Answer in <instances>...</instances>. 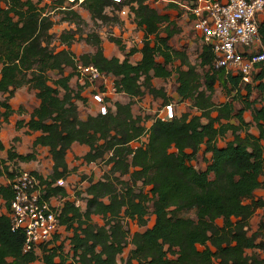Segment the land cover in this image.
<instances>
[{
  "label": "trees",
  "instance_id": "trees-1",
  "mask_svg": "<svg viewBox=\"0 0 264 264\" xmlns=\"http://www.w3.org/2000/svg\"><path fill=\"white\" fill-rule=\"evenodd\" d=\"M221 1V0H219ZM42 0H0V94H9L0 100V132L15 111L10 98L21 88L36 92L39 107L31 115L27 127L40 132L34 147H48L53 157L54 173L48 185V197L66 196L62 187L51 188L67 173L66 155L74 143L86 145L90 152L84 157L88 164L102 160L111 165L105 180L90 181L86 211L67 202L60 214V223L72 232L70 251L64 252L63 244L55 236L54 246L43 245V264H117L128 243L133 246L127 264H264L258 254L247 252L259 246L260 232L248 234L250 220L256 211L264 208V200L256 199L255 192L264 189V106L252 109L255 101L250 98L254 89L264 102V71L255 80L257 86L243 82L241 75L234 76L224 70H215L211 47L205 46L199 68L191 65L183 53L174 51L168 44L173 33L162 26L168 17L146 4V0H84L82 7L94 22H120L116 12L130 6L135 23L145 34L141 50L142 60L132 64L124 60L107 58L99 34L83 38L94 53L77 57L72 46L76 40L73 31L63 32L57 40L51 32L56 22L46 13ZM65 0L53 3L61 8L64 21L84 23L83 17ZM137 3V8L131 4ZM113 10L110 16L107 11ZM167 32V37L161 33ZM264 43V26L260 30ZM121 51V41L110 38ZM54 41L63 49L55 50ZM136 50H132L129 56ZM161 58L162 62L157 59ZM182 59L183 70L177 68L178 103H189L198 114L184 113L173 120L157 119L146 130L144 120L132 112L135 99L148 92L165 104L172 101L164 89L153 86L154 78L167 80L173 71L167 66ZM79 64L95 66L100 72L114 77L116 93L127 95L131 102L117 103L116 111L106 115L79 118L74 95L69 86L70 78L64 76L65 68L75 70ZM207 69V71H206ZM60 77L52 79L49 74ZM76 75V74H75ZM254 80V82H255ZM220 83L228 102L216 105L213 101L215 85ZM245 94H244V93ZM244 105L235 113V103ZM252 110L253 122L259 137L249 133L250 124L243 120V113ZM22 112V111H20ZM217 113L216 117L212 114ZM236 119L239 125L233 123ZM147 131V132H146ZM231 132L234 140L226 147L218 141ZM239 132H245L241 137ZM148 133V142L137 149L131 143ZM206 147L212 157L206 171H198L193 160ZM15 155L10 153V158ZM22 158V157H21ZM30 160L31 157L22 158ZM128 176V180L124 177ZM141 187H138V184ZM149 188V192H146ZM150 193V196H149ZM0 198L10 201V188L0 189ZM152 206L155 225L131 237L125 220L135 222L140 228L148 226ZM192 213L194 218L187 214ZM100 216L104 225L93 223L92 217ZM222 221V225L218 221ZM25 236L13 233L8 216L0 218V264H33L36 253H24Z\"/></svg>",
  "mask_w": 264,
  "mask_h": 264
},
{
  "label": "crops",
  "instance_id": "crops-1",
  "mask_svg": "<svg viewBox=\"0 0 264 264\" xmlns=\"http://www.w3.org/2000/svg\"><path fill=\"white\" fill-rule=\"evenodd\" d=\"M82 1V0H80ZM209 1H219V0H209ZM225 0H221L219 2H224ZM83 2V1H82ZM146 4H148L150 7L155 9L159 15L166 16L169 19V22H166L162 28H167L168 32L173 33L172 37L169 39V46L177 52L183 53L186 60L193 65V66H199L201 62V54L203 52L204 47L206 46L203 41V36L200 31H197L194 28V24L196 22V16L190 12V9L194 7L196 4H198V0H146ZM132 6L137 8V3L131 4ZM76 11L83 17L84 20H92L91 15L88 11L84 10L82 7V4H79V8H75ZM107 13L112 16L113 12L107 11ZM117 17L120 19V23H124L126 29L130 33H132L133 30H139L138 34L136 33V45L130 46L129 44L125 45L122 44V46L125 47L124 51H121L119 55H110L108 53V49L111 52L113 50L112 45L109 44V46H106V43H108V40L104 37H101L103 42V49L104 54L107 58H113L117 57L121 60H124L126 55L129 57V60L132 64L136 65L142 60V53L141 50L144 46V38L145 34L142 29H140L137 24L135 23V16L131 11L130 6H125L122 11L116 12ZM128 18H132V23H129ZM93 21V20H92ZM260 21V30L264 26V13H262L259 16ZM129 33V34H130ZM117 35V33H116ZM162 37H167V32L163 31L161 33ZM178 36H181L183 39L180 43H177L178 46L176 47L174 45V41ZM114 38V37H112ZM123 38V37H122ZM117 39V38H115ZM119 40V39H118ZM121 41V40H120ZM260 43L264 47V43L262 40V37L260 35ZM132 50H136L133 55L129 56ZM255 51V50H254ZM90 53V52H89ZM159 62L163 63V60L161 58L157 59ZM196 60L199 61L198 64H196ZM1 66V65H0ZM182 68L183 70L186 69V66H182V59H177L173 63L169 64L167 68L171 71H173V75L171 78H174L177 80V74L175 73L177 68ZM2 67H0V73H1ZM201 70V71H200ZM207 71V69H206ZM264 71V64H260L255 67L249 82H244L246 84H253L254 86H257L261 83L260 80H255L258 75H260ZM198 72L201 74L204 73L202 68L198 67ZM226 73H231L234 76L241 75L239 72L234 70L225 71ZM56 75V74H55ZM56 79H58L60 76L56 75ZM64 76L65 77H71L69 86L71 90L73 91L74 95H77L76 99H74L75 104L77 105L78 109V115L79 118L82 120H86L88 117H95L100 114V105L94 101V96L97 94H102L105 99V104L108 106V111L115 112L116 111V104H127L131 102V99L123 94V93H116L115 91V82L116 79L114 77L110 76V79L107 83H90L88 81L86 82H80L78 78L76 77L74 70L72 68H65L64 69ZM242 76V75H241ZM171 78L164 80L159 78H154L152 80V84L157 89L159 88L157 85L158 81L166 82L170 80ZM55 80V79H54ZM255 80V82H254ZM264 82V79H263ZM219 84L216 83V85ZM215 85V87H216ZM179 88V84L177 82L176 90L174 91V101L170 102L176 105V109L180 108L179 105H183V103H178L177 100V91ZM114 90L112 93L111 91ZM166 92V91H165ZM216 92V88H215ZM244 93V92H243ZM167 94V92H166ZM245 94V93H244ZM9 94H0V100L4 101L7 99ZM151 97L155 99L152 95H150L148 92L145 93L144 97ZM168 96V95H167ZM171 98L170 96H168ZM3 98V100H2ZM143 99V97L141 98ZM141 99H135L134 105L132 107V112L135 117H141L144 120L143 126L146 128V130H149L153 124L158 119V114L155 113L157 109H162L164 105V101L160 98L155 99L156 102L152 99L154 103L153 111L154 113H150V103L144 104L143 106V112H138V110L135 108L136 104H139ZM172 99V98H171ZM251 101H255V105L252 107V109H260L264 106V102L261 99V94L258 92L257 89H254L252 96L250 98ZM214 101V97H213ZM144 101L143 103H145ZM228 102V99L223 102L222 104ZM214 103L217 105V103L214 101ZM240 104L242 107L237 108L236 104ZM235 103V113L241 109H243L244 105H242L240 102ZM9 104L12 107V109L15 111L14 115H12L9 119L8 123L3 124L1 132H0V189L1 188H10L12 190V182L14 180V177L19 172H28L32 176H34L39 182H40V188L42 189V195L44 200H47L50 202L52 207L54 208H64L65 204L67 202L73 203L77 208H80L83 212L86 211V205H87V199L89 198L86 190L90 186L89 181H93L94 183H97L99 181H103L106 179V177L110 173V169L107 173L104 174L102 178L99 176H94V179L84 177L83 174H89L87 167L94 165L95 163L88 164L84 161V157L90 152V148L86 145H81L79 143H74L71 147V149L68 151L66 155V164H67V173L63 177L62 180L65 181V187L64 190L66 191V196H56V197H48V185L47 182L50 180L54 173V162L53 157L50 152V149L48 147H42L37 146L34 147V143L36 139L41 136L40 132H31L28 127L27 123L31 120V115L33 112L39 107L40 100L36 97L35 91H29L28 88H21L17 90L13 97L10 98ZM169 104V103H168ZM158 105V106H157ZM221 105V104H220ZM157 108V109H156ZM22 111V112H20ZM184 113L188 112H179L177 113L176 110V117L181 116ZM153 114V115H152ZM243 120L250 124L249 133L255 137H259V131L254 126L253 122V116H252V110H246L243 113ZM233 123L236 125H239V122L234 119ZM147 132V131H146ZM238 134L241 135V137L245 136V132H239ZM148 133H146L140 140L131 143V146L133 149H137L142 144L148 142ZM234 140V136L231 132H229L224 139H221L218 141V147L224 148L226 147L227 143ZM135 144H139L138 146H135ZM262 144L264 145V140L262 141ZM10 153L15 155L13 159L10 158ZM206 154V157L208 158V165L209 161L211 160L212 154L206 152V147L203 146L201 151L196 156V159L193 160L192 165L194 168L198 171H206L208 165L203 164L202 169H197V164H200V156L202 154ZM28 158L31 157L30 160H23L22 158ZM111 157V154L106 155L101 161L108 160ZM99 160V161H100ZM98 161V162H99ZM97 163V162H96ZM15 167V169H14ZM83 175V177H82ZM82 177V178H81ZM88 179V186L85 190L86 199L84 200V203H80L78 206L76 204L75 196L73 195L72 189L74 188V185L76 183L82 182L84 180ZM125 180H128V176L124 177ZM261 181L264 182V175L261 177ZM142 185L139 183L138 187H141ZM58 187L55 184H52L51 188ZM256 199H262L264 200V189H259L255 192ZM150 211L152 212V206H150ZM2 216H8L9 217V211L7 209V202L0 198V218ZM95 216L92 217V220ZM100 217V216H99ZM104 221V220H103ZM130 220H125V227L126 222ZM133 222V221H131ZM104 225V224H103ZM99 225V226H103ZM155 225V224H154ZM261 225L264 226V208H260L256 211L253 218L250 220V226L248 228V234L253 235L254 233L258 232L260 230ZM139 227V226H138ZM148 227V226H147ZM145 227L143 229L147 230L148 228ZM140 228V227H139ZM153 228V227H151ZM144 230V231H145ZM67 231L66 227L61 225L60 233L57 234L61 238V234ZM142 231V232H144ZM260 232V231H259ZM72 233V232H71ZM262 235L258 238L257 243L259 246L264 245V229L261 230ZM70 238V237H69ZM55 241V238L50 242L53 243ZM48 243V244H50ZM70 243V242H69ZM59 244V243H58ZM53 244H50V246ZM55 245V244H54ZM53 245V246H54ZM57 245V244H56ZM60 245V244H59ZM69 245V244H68ZM42 247V246H41ZM41 247L36 249L34 253L39 257L37 251H41ZM70 247V245H69ZM133 249V246H132ZM70 251V249H69ZM132 251V250H131ZM69 253V252H67ZM249 255L252 253L258 254L262 259H264V247L258 248L254 250H250L247 252ZM42 256L39 257V260H41ZM38 261V260H37ZM42 262V261H41ZM34 264V263H33ZM43 264V263H42Z\"/></svg>",
  "mask_w": 264,
  "mask_h": 264
},
{
  "label": "built area",
  "instance_id": "built-area-1",
  "mask_svg": "<svg viewBox=\"0 0 264 264\" xmlns=\"http://www.w3.org/2000/svg\"><path fill=\"white\" fill-rule=\"evenodd\" d=\"M190 12L196 16L194 28L202 33L205 45L213 51L214 69L237 71L244 82H249L255 67L264 64L259 21L264 13V0H198ZM75 74L80 82L105 84L110 79L92 65L79 64ZM93 99L100 105V114L106 115L108 106L104 96L97 94ZM176 116V105L169 103L163 106L157 118L170 121ZM56 186L65 187V181H57ZM12 192L9 212L12 232L24 234V253L34 252L60 233L61 210L44 200L40 182L28 172H19L14 177ZM76 204L79 206L80 202Z\"/></svg>",
  "mask_w": 264,
  "mask_h": 264
},
{
  "label": "rangeland",
  "instance_id": "rangeland-1",
  "mask_svg": "<svg viewBox=\"0 0 264 264\" xmlns=\"http://www.w3.org/2000/svg\"><path fill=\"white\" fill-rule=\"evenodd\" d=\"M35 2H37L38 0H33ZM55 0H42L40 6L41 7H45L47 5V10L46 13H49L52 17L53 20L56 22L55 26L52 29V33L55 35V39L57 40V38L65 31H73L75 33V38L77 41L74 42L73 46H72V51L73 53L77 56L80 57L84 54L87 53H94L95 52V48L87 45L86 42H84L83 38H85L87 35L91 34V33H97L99 34L101 37H104L108 40V43H106V46L108 47L109 44L112 45L113 50L110 52L108 49V53L110 55H119L120 50H119V46L117 44H115L114 42H112L110 40V38L114 37L117 38L119 40H121V44L127 45L129 44L130 46L136 45V33L138 34L139 30H133L132 33H130L128 31V29H126L125 24L124 23H120V22H114V23H102V22H94L92 20H84L83 24H80L79 26L77 24H73L71 22L68 21H64L63 18L65 17L64 14L62 12H60L61 8L57 7V5H54ZM67 3L65 4V6H69L70 3H73L75 0H65ZM83 1V0H82ZM82 1L77 0V2H75V6L73 7L75 8H79V4H82ZM124 1V0H122ZM159 1V0H158ZM109 12H113V10L108 9ZM129 23H132V18H128ZM117 33V35H116ZM130 33V34H129ZM135 36V37H134ZM123 37V38H122ZM182 37L178 36L176 38V40L173 42L174 45L176 47H180L178 46L177 43H180L182 41ZM52 46L55 47V50L60 51L63 49L62 46H59V42L58 41H54ZM199 61L196 60V64H198ZM1 67V66H0ZM201 71V70H200ZM50 77L52 79H56V75L55 74H49ZM252 78V77H251ZM157 86L159 88L164 89L167 92V95L170 96L172 98V101H174L173 98V93L176 90L177 87V80H175L174 78H171L170 80L166 81V82H162V81H158L157 82ZM216 92L214 94V101L217 103V105L222 104L223 102H225L227 100L226 95L224 94L221 84H217L216 85ZM31 91V90H29ZM153 98L149 97H143V99H141V101H139V104H136L135 108L138 110V112H143V106L144 104H149L150 103V113H154V105H152V103H154L152 101ZM3 100V98H2ZM155 102L156 100L153 99ZM144 101H146L145 103H143ZM237 108H241L242 106L240 104H236ZM158 106V105H157ZM180 108H177V113L179 112H188L189 114H191L192 116H195L198 114V112L195 109H191V105L187 102V103H183V105H179ZM157 109V108H156ZM161 109H157L155 111V113H160ZM153 115V114H152ZM217 113H213L212 116L216 117ZM139 144H135V146H138ZM200 160V164H197V169H202L203 164L208 165V158L206 157V154H202L199 158ZM15 169V167H14ZM88 169V173L89 174H83L84 177L87 178H91L94 179V176H99L100 178H102L104 176L105 173H107L110 169V165L107 164L106 160L103 161H99L97 163H95L92 166L87 167ZM1 171V169H0ZM82 175V177H83ZM81 177V178H82ZM88 179L76 183L74 185V188L72 189L73 191V195L75 196V199H77L76 201H79L80 203H84V200L86 199V194H85V190L88 186ZM90 182V181H89ZM149 190V188H146V192ZM149 192V191H148ZM150 196V193H149ZM188 217L190 218H194V215L192 213L187 214ZM93 223L97 224V225H103L104 221L101 217L99 216H95L93 219ZM155 224V217L152 215L151 211H150V215L148 217V227L147 228H151L153 227ZM219 225H222V221H218ZM126 229L129 231V235L130 237L137 233V232H142L145 229L143 228H139L138 225L135 222H131V221H127L126 222ZM72 233L68 232V231H64L61 234V238L59 240H57L54 244L59 245V244H63L64 247V252L67 253L69 252V237H71ZM59 243V244H58ZM50 247H53V245H51ZM43 250V249H42ZM42 250L41 251H37L39 257L42 256ZM132 250V245L130 244V242L128 243L127 247L125 248L123 254L119 257L118 259V263L117 264H127L130 252ZM34 264H42L41 260L36 261ZM217 264V263H216Z\"/></svg>",
  "mask_w": 264,
  "mask_h": 264
}]
</instances>
